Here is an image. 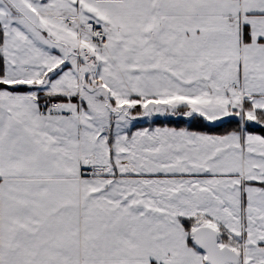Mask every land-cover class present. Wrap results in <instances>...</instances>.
Wrapping results in <instances>:
<instances>
[{
  "label": "snow or ice",
  "instance_id": "1",
  "mask_svg": "<svg viewBox=\"0 0 264 264\" xmlns=\"http://www.w3.org/2000/svg\"><path fill=\"white\" fill-rule=\"evenodd\" d=\"M0 264H264V0H0Z\"/></svg>",
  "mask_w": 264,
  "mask_h": 264
},
{
  "label": "trees",
  "instance_id": "2",
  "mask_svg": "<svg viewBox=\"0 0 264 264\" xmlns=\"http://www.w3.org/2000/svg\"><path fill=\"white\" fill-rule=\"evenodd\" d=\"M167 124L168 126H185L182 122L157 120L155 125Z\"/></svg>",
  "mask_w": 264,
  "mask_h": 264
},
{
  "label": "crops",
  "instance_id": "3",
  "mask_svg": "<svg viewBox=\"0 0 264 264\" xmlns=\"http://www.w3.org/2000/svg\"><path fill=\"white\" fill-rule=\"evenodd\" d=\"M144 126H147V122H145V125ZM153 126H157V125L153 124Z\"/></svg>",
  "mask_w": 264,
  "mask_h": 264
}]
</instances>
